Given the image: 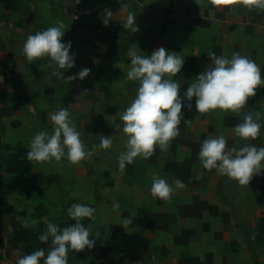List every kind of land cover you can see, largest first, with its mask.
<instances>
[{
	"label": "crops",
	"instance_id": "obj_1",
	"mask_svg": "<svg viewBox=\"0 0 264 264\" xmlns=\"http://www.w3.org/2000/svg\"><path fill=\"white\" fill-rule=\"evenodd\" d=\"M132 2L139 11H134L129 2L117 9L103 8L99 38L108 46L96 50L95 56L102 61L100 65L105 66L106 73L100 74L98 80L90 64L89 75L93 78L89 85L96 89L94 95L107 104L105 108L93 107L84 115L78 100L67 98L68 93L77 95V88L86 79L67 78L83 68L82 58L74 68L61 69L65 76L59 78L48 70L52 65L55 70L58 67L49 56L42 57V62L41 57L29 61L23 45L34 33L28 30L33 17L22 9L20 0H0V151L7 157L2 175L12 186L9 197L15 206L9 211L16 217L20 241L31 247L30 253L33 248L46 250L51 238L42 242L38 237L46 230L47 222L57 223L61 229L75 224L67 208L76 202L95 209V218H82V223L98 236H90L96 240L91 249H69L68 264L86 258L100 264L120 254L123 263H129L135 259L131 255L138 252L155 254L149 264H264V255L258 256L252 239L244 238L234 220L236 207L248 214L244 211L243 184L216 169L205 168L198 157L203 140L220 134L227 137L229 147L264 144V86H259L239 111L215 109L199 113L193 97L191 108H182L180 134L167 149L157 145L151 157L137 156L123 170L117 157L126 150L128 134L122 128L120 116L124 110L117 109L116 91L121 88L125 95H136L138 81L127 79L130 49L151 55L154 49L164 46L186 57L180 73L171 77L181 84V95L200 72L212 66L208 53L213 51L229 58L233 52L248 56L260 65L264 75V9L250 8L243 0ZM107 11L111 13L105 25L103 17ZM129 13L136 16L137 31L135 23L127 24ZM9 22L21 27L22 32L3 25ZM115 39L124 47L122 55L112 48ZM78 47L75 44L76 53L83 56L84 50ZM47 60L51 64L44 63ZM89 61L96 62L92 58ZM67 79L69 90L65 86ZM62 106H68L91 156L79 163L66 158L28 159L30 141L41 130L52 133L50 114ZM257 113L259 136L245 139L232 131L244 116L251 114L256 118ZM101 135L112 136L110 148L99 146ZM154 176L165 178L175 189L170 199L152 195ZM176 178L184 182V188L176 187ZM259 182H264V174H254L249 181ZM229 193L236 201L234 207ZM250 206V214L258 215L264 223V209L259 210L257 204ZM126 219L130 222L125 223ZM144 259L147 264L148 258L143 256L142 262Z\"/></svg>",
	"mask_w": 264,
	"mask_h": 264
},
{
	"label": "clouds",
	"instance_id": "obj_2",
	"mask_svg": "<svg viewBox=\"0 0 264 264\" xmlns=\"http://www.w3.org/2000/svg\"><path fill=\"white\" fill-rule=\"evenodd\" d=\"M250 8L264 9V0H243ZM111 11L103 17V23H109ZM136 24V16L129 13L127 24ZM138 30L136 24L135 31ZM134 31V32H135ZM64 22L61 20L55 26L29 34L23 45V52L29 61L39 57L49 56L58 66L54 75L65 76V71L75 66V53L70 52L71 41L64 42ZM177 51L168 50L164 46L154 49L151 55H140L130 49L131 68L127 71V79L138 81L139 86L129 106L126 107L120 120L124 122L123 131L128 134L126 150L118 159L120 169H125L137 156L148 158L153 155L158 145L167 149L170 141L180 134L179 125L182 120V108H191L195 97L196 110L208 113L211 110L239 111L256 94L259 86H264V75L261 67L248 56L233 52L231 57L209 52L212 66L200 72L194 82L190 83L181 95V84L171 78L180 73L186 57L177 55ZM91 69L84 67L79 72L67 76L69 80L84 79ZM187 101V104H186ZM260 114L254 118L251 114L244 116L241 123L236 124L232 131L245 139L256 138L260 134ZM53 131L37 132L30 141L27 158L46 161L55 158L60 161L66 158L72 163L91 156L81 133L72 120L68 106H62L50 114ZM188 122V121H186ZM112 136L100 137V147L112 146ZM198 157L207 169H216L220 174L235 178L240 184H249L253 175L264 174V146L245 144L240 148L229 147L227 137L223 134L210 136L203 140ZM177 188H184V182L176 178ZM151 193L162 199H170L175 191L167 180L160 176L153 177ZM118 207V204L115 205ZM69 217L76 223L61 229L52 221L47 222V228L38 239L47 242L51 238V247L47 250L37 248L31 253H17L16 264H68V252L91 249L95 243L89 227L82 223V218L94 219L95 209L87 204L72 203L67 208ZM127 219L125 223H129Z\"/></svg>",
	"mask_w": 264,
	"mask_h": 264
},
{
	"label": "rangeland",
	"instance_id": "obj_3",
	"mask_svg": "<svg viewBox=\"0 0 264 264\" xmlns=\"http://www.w3.org/2000/svg\"><path fill=\"white\" fill-rule=\"evenodd\" d=\"M21 6L24 11H27L31 17H33L34 23L32 26H29L28 30L33 31H42L50 26H55L59 21L64 22V31L65 35L62 37L64 42L71 41L70 52L75 53V62L82 58V66L90 68V64L94 69V74L99 76L100 74L106 73L105 66H101L102 61L95 56L96 52L102 49H106L108 42L104 41L100 34V16L103 14V8L111 6L113 8L121 7L122 4L132 3V0H20ZM34 3L35 7L32 8L31 4ZM116 8V9H117ZM134 11H139L140 8L137 5L133 4ZM4 25V24H3ZM98 34V35H97ZM75 44H78V48L84 50L83 56H79L75 51ZM95 44L94 46L92 45ZM112 48L114 52L122 55L124 47L122 44L115 39L112 43ZM97 50V51H96ZM126 50V49H125ZM95 59V64L90 63V59ZM40 62L43 61L42 57L39 59ZM46 64L50 63V60L44 62ZM51 64V63H50ZM53 65L48 68L49 72L56 71ZM74 68V67H73ZM90 68V69H91ZM98 69V70H97ZM96 70V72H95ZM62 71V70H61ZM92 75H88L84 81H82L81 88H77L78 93L75 96L68 93L67 98H76L78 100L79 109L82 110L83 114L90 113L91 108L100 109V107L106 106V102L103 98L97 97L94 95L95 88L90 87ZM101 82V81H100ZM58 83V81H57ZM57 83H54V86H58ZM67 90L71 89L69 80L65 83ZM105 87V86H104ZM103 87V88H104ZM102 88V87H101ZM102 88V89H103ZM116 91H119V98L117 100L118 107L117 109L125 110L127 106L130 105L132 100L135 98V95H130L122 93V89L118 88ZM136 94V93H135ZM103 105V106H102ZM85 119L83 118V121ZM106 120H104L105 123ZM106 126V124H104ZM260 146H264L261 144ZM1 156L4 158L6 154L4 151H0ZM4 168H0V232L6 242V247L0 249V264H16L17 253L20 255L28 254L31 251V247H28L22 243L18 237V223L16 217L10 215V207L15 206V202L10 199V194L12 193V186L9 182H5L3 179ZM232 194V193H231ZM229 193V201L233 205L235 200L231 197ZM257 200V203H256ZM253 206L256 204L259 207V210L264 209V182H259L258 184H243V204L244 211L246 213H241V210L236 207L237 212L234 214V220L238 229L241 230L244 238L252 239L254 249L256 250L259 257L264 255V223L259 221L258 215L250 214V204ZM8 213V214H7ZM259 241H256L258 240ZM51 246H46L48 250ZM30 248V249H29ZM44 248L45 247H41ZM36 249V248H33ZM134 260H130L129 263H123V255H117L109 258L108 262L100 264H145L142 262V257L146 256L147 264L155 260V254L151 252L147 253H134ZM131 258V257H130ZM43 264V263H41ZM71 264H96L92 262L90 258L83 259L79 262H73Z\"/></svg>",
	"mask_w": 264,
	"mask_h": 264
},
{
	"label": "trees",
	"instance_id": "obj_4",
	"mask_svg": "<svg viewBox=\"0 0 264 264\" xmlns=\"http://www.w3.org/2000/svg\"><path fill=\"white\" fill-rule=\"evenodd\" d=\"M7 163V159L1 156L0 154V168H4ZM6 247V242L0 232V249H4ZM257 264H260L258 261L256 262Z\"/></svg>",
	"mask_w": 264,
	"mask_h": 264
},
{
	"label": "built area",
	"instance_id": "obj_5",
	"mask_svg": "<svg viewBox=\"0 0 264 264\" xmlns=\"http://www.w3.org/2000/svg\"><path fill=\"white\" fill-rule=\"evenodd\" d=\"M31 7L34 8L35 5L34 3L31 4ZM4 25H7L10 29L15 30L18 33L22 32V28L17 26L16 24H14L13 22H9V23H4Z\"/></svg>",
	"mask_w": 264,
	"mask_h": 264
}]
</instances>
